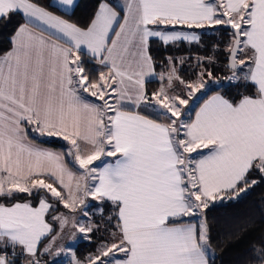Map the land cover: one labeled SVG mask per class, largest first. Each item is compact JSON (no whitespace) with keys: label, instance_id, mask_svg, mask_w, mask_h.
I'll list each match as a JSON object with an SVG mask.
<instances>
[{"label":"snow or ice","instance_id":"1","mask_svg":"<svg viewBox=\"0 0 264 264\" xmlns=\"http://www.w3.org/2000/svg\"><path fill=\"white\" fill-rule=\"evenodd\" d=\"M78 6L0 0V24L21 18L0 50V264H60L64 228L90 240L105 209L114 230L86 264H214L206 210L264 183V0H97L82 24ZM153 42L174 51L158 64ZM243 264H264V235Z\"/></svg>","mask_w":264,"mask_h":264},{"label":"trees","instance_id":"2","mask_svg":"<svg viewBox=\"0 0 264 264\" xmlns=\"http://www.w3.org/2000/svg\"><path fill=\"white\" fill-rule=\"evenodd\" d=\"M42 3L47 4L49 0H41ZM97 0H79V6L74 9V15L71 13V18L74 22L84 23L94 11ZM61 14V13H58ZM20 17L16 16L11 24H0V50L7 49V36L15 28ZM202 31V30H198ZM227 40L228 37L222 31H217L215 35L209 32L202 36L199 47L195 45L181 44L178 46V54L180 55H196L204 54V49L215 42L217 39ZM191 48V52L188 49ZM174 49H161L158 53L153 50V55L157 63L163 62L165 56L171 54ZM82 60H88L84 54L81 56ZM86 70L93 67L92 64L85 65ZM161 69V68H160ZM196 70L195 61H188L182 66L180 75L189 79L193 78V73ZM215 76L225 77L228 75L227 69L224 67L223 58L217 66L211 69ZM148 88L151 90L158 89L161 86L159 80L149 83ZM239 91H243L240 89ZM231 96L238 95L237 89L233 88L230 92ZM39 143V141H35ZM43 145L63 151L66 142L60 139H48L47 143ZM206 151V150H205ZM71 166V165H70ZM20 199H31L33 205L37 203L35 197H28L26 194H20ZM66 213V210L60 207L59 213L49 212V222L53 224L55 231H59L58 223L51 221L50 217ZM209 223L212 225L213 242L212 247L215 252L214 264H243L248 249L254 242L259 241V237L264 235V183H260L251 188L250 191L241 196L236 201H226L214 204L206 210ZM108 215L105 209V218L99 215L92 217L94 222H98L99 232H94L91 239H82L76 247V257L80 260H87L88 257L96 252V249L102 242L110 239L109 231L111 225L107 223L106 217ZM55 234V232L53 233ZM48 241H44L46 243Z\"/></svg>","mask_w":264,"mask_h":264},{"label":"rangeland","instance_id":"3","mask_svg":"<svg viewBox=\"0 0 264 264\" xmlns=\"http://www.w3.org/2000/svg\"><path fill=\"white\" fill-rule=\"evenodd\" d=\"M178 68L181 71L182 66H178ZM184 79H189V78H188V76H185ZM181 87L182 86L177 85L176 91L179 92L181 90ZM199 95L200 94L197 93V96H199ZM192 107H195V104L193 103V101H190L189 102V108H192ZM52 139H60V138H52ZM60 140H62V139H60ZM97 163H99V162H97ZM73 171H76V169H73ZM77 175H79V173ZM236 200H238V199H236ZM236 200H233V201H236ZM214 203L216 204V202H214ZM63 214L69 215V213H67V212L63 213ZM77 219H79L78 215H77ZM71 231H75V229H73L71 224H69L68 226H66L64 228L63 232H61L60 235L57 237V239L53 242V251H55L61 245H63L65 248L71 247V249H72V252H70V253L66 252L65 254H63L59 257L60 264H74V260H79L76 257V247L82 239H87V238L78 234L76 240L74 242L70 243L69 235H70ZM79 261L84 262V264H86L87 260H81L80 259Z\"/></svg>","mask_w":264,"mask_h":264},{"label":"crops","instance_id":"4","mask_svg":"<svg viewBox=\"0 0 264 264\" xmlns=\"http://www.w3.org/2000/svg\"><path fill=\"white\" fill-rule=\"evenodd\" d=\"M78 2H79V0H78ZM121 2H123V0H121ZM164 47H162L158 42H153L152 43V45H151V49H150V51H151V54L153 55V50H155V52L156 53H158L161 49H163ZM86 56V55H85ZM153 57H154V55H153ZM86 58L87 59H89V57L88 56H86ZM155 59V58H154ZM160 71H162V69H160L159 67H157V72H160ZM156 80H158V79H153L152 81H156ZM48 139H52V138H48ZM44 147H48V146H45V145H43ZM48 148H50V149H54V150H57V151H61V150H58V149H55V148H51V147H48ZM109 159H114V158H109ZM70 166V165H69ZM71 167V166H70ZM218 203H221V202H216V204H218ZM213 204H215V203H213ZM212 204V205H213ZM212 205H210V206H212ZM47 243V242H46Z\"/></svg>","mask_w":264,"mask_h":264}]
</instances>
